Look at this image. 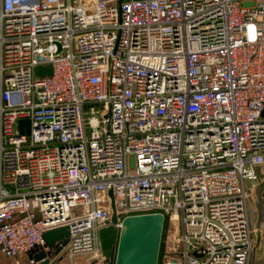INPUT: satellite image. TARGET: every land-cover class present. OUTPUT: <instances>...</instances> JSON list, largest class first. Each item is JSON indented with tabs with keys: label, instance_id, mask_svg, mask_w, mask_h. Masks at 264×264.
Listing matches in <instances>:
<instances>
[{
	"label": "built area",
	"instance_id": "obj_1",
	"mask_svg": "<svg viewBox=\"0 0 264 264\" xmlns=\"http://www.w3.org/2000/svg\"><path fill=\"white\" fill-rule=\"evenodd\" d=\"M263 112L264 0H0V253L67 226L105 264L112 191L117 229L163 214L161 264H252Z\"/></svg>",
	"mask_w": 264,
	"mask_h": 264
},
{
	"label": "water",
	"instance_id": "obj_2",
	"mask_svg": "<svg viewBox=\"0 0 264 264\" xmlns=\"http://www.w3.org/2000/svg\"><path fill=\"white\" fill-rule=\"evenodd\" d=\"M35 73L43 77L53 75L51 64L37 66ZM264 115V112H263ZM20 125H27L23 132H30V120H20ZM261 186L264 188V182ZM109 195L112 199L113 214L111 224L100 230V241L104 255L107 258L105 264H158L162 243L164 216L161 213H148L126 216L122 220L120 229L117 223L119 215L116 212L113 192ZM69 237L68 227H59L45 233L46 245L50 252L34 250L30 257H34L38 264H53V257L59 255L63 247L67 245Z\"/></svg>",
	"mask_w": 264,
	"mask_h": 264
},
{
	"label": "rangeland",
	"instance_id": "obj_3",
	"mask_svg": "<svg viewBox=\"0 0 264 264\" xmlns=\"http://www.w3.org/2000/svg\"><path fill=\"white\" fill-rule=\"evenodd\" d=\"M263 178V177H262ZM261 178V180H262ZM264 181V179H263ZM261 183H257L255 186H253L252 182H247V189L249 192V211H250V221H251V227L253 229V236H254V249H253V255L254 252H260L259 245L256 244V238L260 237L262 243H264V191L261 188ZM165 225L163 229V235L162 240L165 235ZM162 253V243H161V249H160V255ZM160 255H159V262L160 263ZM88 258L87 257H76L74 262L71 260V258L68 255V249L65 248L59 253V257L57 258V261L55 264H87ZM0 264H9L7 259L0 258ZM14 264H31L30 258H14Z\"/></svg>",
	"mask_w": 264,
	"mask_h": 264
},
{
	"label": "crops",
	"instance_id": "obj_4",
	"mask_svg": "<svg viewBox=\"0 0 264 264\" xmlns=\"http://www.w3.org/2000/svg\"><path fill=\"white\" fill-rule=\"evenodd\" d=\"M261 181L264 182L263 179ZM260 182H259V184H260ZM261 188L264 191V188L262 186H261ZM253 240H254V236H253ZM254 243H255V240H254ZM256 244L259 245V248L261 247L260 248L261 251L260 252H254V255H252V258H251V262H252V264H264V243H262L260 237H257L256 238ZM26 257H29L30 258V255H26V256L21 257V258H26ZM58 257H59V255L54 256L52 258L54 260L53 261V264L56 263ZM77 257H84V256H77ZM0 258H5V259H7V261H8L9 264H14V258H18V257L9 258V257L4 256L2 253H0ZM75 258H73L71 260L74 262Z\"/></svg>",
	"mask_w": 264,
	"mask_h": 264
}]
</instances>
